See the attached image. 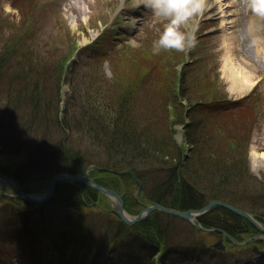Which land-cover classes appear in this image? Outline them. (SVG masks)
<instances>
[{"label": "rangeland", "instance_id": "374dc122", "mask_svg": "<svg viewBox=\"0 0 264 264\" xmlns=\"http://www.w3.org/2000/svg\"><path fill=\"white\" fill-rule=\"evenodd\" d=\"M207 2L212 5L209 11L204 10V4ZM251 2L252 0H202V9L190 17L184 25L185 30H194L196 44L192 47L193 62L182 73L180 68L187 61V50L164 49L159 53H154L152 50L153 41L159 39L165 24L170 22L169 19L155 17L153 11L145 5L138 9L130 7L131 0H58V3L52 0H0V47H3L2 50H7L13 43H17V39L7 38L9 35L19 39L25 38L24 31L28 29L29 20L33 15L37 16L36 22L30 29L31 34L37 37H31L30 42L22 41L27 45L30 58L20 70L26 71L30 80H33V70L39 73L40 65L45 67V72L41 76V89L45 98L48 95L50 99V96L59 93L58 97H55L54 106L51 103L50 113L54 116L50 118L53 126H55L53 122L60 121L61 114L66 113L63 109L64 106H68L67 101H70L71 129L66 132V137H69L66 143L81 150L86 155L88 165L97 167L106 164L104 163L106 158L108 163L121 165H126L123 160H128L126 162L142 175L143 180H139L147 198V193L150 191L153 197L157 183L166 178L170 168L181 158L182 168L191 173L207 192L216 191L215 193L221 194L218 192L219 189H226L234 193L235 199H238L241 195L250 192L261 194L264 188V159L261 157L264 154V15L254 12ZM222 24L227 27H222ZM83 38H87L88 42L93 40V43H88L89 45L84 43L88 46L83 48L86 46L81 44ZM79 48L78 52L76 49ZM75 50L76 59L73 62L75 67L77 65V72L72 66L67 67V61L65 70L68 71L58 92L55 84L58 82L60 63L65 58L72 57ZM93 58L94 61H91ZM28 69H31V72H27ZM183 75L184 92L180 91L182 85L179 82V78ZM233 75L238 82H242L245 76L251 78L253 87L250 91L238 93ZM127 82L132 83L134 87L135 93L132 97L124 95ZM19 85L20 83L9 85L8 79L2 83L0 97L5 101L0 106L7 102V94L15 92ZM254 88L257 90H253ZM181 94L194 98L192 101L200 97L207 100L228 97L234 100L248 94L262 96V104L255 110L257 119L253 116V112V114L247 113L242 118L246 122H250L253 118L255 122L251 138L246 139L245 143L239 142L238 139V135L246 131L242 123L238 122L241 119H228L226 122H218V125L214 117L203 115L200 118L204 123L202 126H209L211 136L210 141L201 145L204 148L202 152L207 151L208 154L218 157L219 153H216L218 148L223 151L222 157L225 154L224 159L232 161L237 156L238 159L240 158L238 151L235 153L233 148L241 146L240 149L247 155L245 180L236 184L235 178L234 180L227 177L223 172L224 167L216 170L215 163L205 158L203 153L193 154L186 139V126L197 116L194 117L195 113L191 114L187 110L191 106L187 102L189 98H182L183 104L179 103L178 97ZM17 103H21L23 116L27 117L31 106L26 98H22ZM88 103L93 104L91 108L104 111L110 121L116 119V114L120 110L118 106H121L122 113L129 111L131 115L130 130H145L149 132L147 137L143 142L140 140L132 144L124 142L126 149L124 146L122 149H113L111 146L107 152L98 143L102 141L97 125L81 116L80 111L84 108L79 110L80 106L87 107ZM56 105L58 109H55ZM42 119L45 121V117ZM97 122L104 124L107 121ZM237 125L239 129L235 132ZM211 127H215L214 131ZM45 128L43 126L39 130H33L29 141L21 144L43 142L53 145L58 138L64 137L60 132L57 136V131L52 132V129H49L48 132L52 133L50 138H44L47 130H44ZM90 131L93 133L91 134ZM193 131L197 138H203L199 126ZM203 139L206 140V137L204 136ZM136 146L139 148L135 149ZM110 150L120 155H108ZM0 158L5 161L6 164L3 166L6 170L14 169L20 162L24 163L22 162L24 158L20 157L0 154ZM192 164L194 165L190 168ZM197 168H200V172L194 173ZM48 178L39 180L34 186L37 190L34 193L48 189ZM120 185L133 211H137L134 202L139 185L134 179L125 183L120 181ZM0 191L10 193L12 189L0 185ZM60 197L67 199L69 195H60ZM3 204L5 205L6 202H0V210ZM61 205L35 207L30 210L40 217L36 225L55 237L67 223L64 230L67 237L60 236L58 241L55 237L50 240L48 236H43L41 243L37 244L39 252L36 256L32 254V240L29 237L5 238L0 247V250L4 249L7 258L4 264H41V260H44L42 264H72L63 256L65 251L61 239L68 241L72 233L84 234L90 226L93 230L91 229L89 238L97 245L98 251V257L93 260V264L106 263L103 262V257H108L110 253L108 254V248L102 244V241L108 237L107 228L110 225V218H113L111 213L106 215V211L115 204L109 199H103L98 206L81 207L79 210L67 208L64 206L65 203ZM86 214L90 216L89 221H86ZM94 218L98 219V224L86 225L93 223ZM152 221L161 223L172 231H175V228L181 231L175 243H186L188 246L190 239L194 242L200 241L212 249L213 255H218L215 261L201 264H264V256L251 252L252 244L238 248V245L233 247L225 241L226 250H214L213 246L219 236L214 232L208 234L200 231L196 227L198 224L158 214L152 215ZM258 224L264 227V222ZM255 245H259L262 250L264 248V244L260 241H256ZM182 248H173L168 258H164V263H176L175 259L181 258ZM40 252L43 254L39 256ZM90 257L85 255L82 261L80 258L75 260L87 264ZM155 258L159 259L160 254L158 253ZM119 259L120 256L116 260L112 256L110 263L117 264ZM152 262L153 260L150 262L148 260L146 264Z\"/></svg>", "mask_w": 264, "mask_h": 264}, {"label": "trees", "instance_id": "16d2710c", "mask_svg": "<svg viewBox=\"0 0 264 264\" xmlns=\"http://www.w3.org/2000/svg\"><path fill=\"white\" fill-rule=\"evenodd\" d=\"M24 35L25 38L21 39L13 35H6L7 38L9 37L11 39H17V43H13V45H11V47L7 50H2L3 47H0V86L6 79H8L9 85L20 83L15 92H11L9 95L7 94V102L3 106H0V154L24 158L22 161L24 163L22 164L20 162L14 169H12L10 173L19 180L23 189L29 192L36 190L34 186L38 184L39 180L42 181L54 173H79L85 171L90 165L87 164L85 157L86 155L81 150L72 144H69L68 146L66 143L69 138L66 137V132L68 129H71L69 115H71L72 111L69 100L67 101L68 106H65L63 109L66 112L64 113L65 118L64 114L62 113L60 121L56 120L53 122L55 126L52 125L51 118H53L54 115L52 116V113H50L52 111L51 103L54 106L55 97H58L59 93H57L55 96H50V99L48 95H46V98H48H45V94L41 89V76L45 72V67L42 64L40 65L38 70L40 74L33 70V80H30L26 71L22 72L20 70L30 58V52L27 49V45L22 41H29L31 37H35L29 35L28 33H24ZM69 59L65 58L60 63L58 82L55 84L58 92L62 86L61 82L63 84V78L66 74L65 67ZM27 72H31V69H28ZM87 76L88 74L85 75V77ZM72 78L75 79L76 77ZM183 84L184 78L181 81L182 87L180 91L182 92L185 91ZM28 87L30 88L29 90ZM124 89V95L132 97V95L135 93L132 83L127 82ZM196 95L203 96L202 94ZM188 96L189 95L187 94H181L179 97L181 99L189 98V101H187L191 105L189 112L191 114L195 113L194 117L197 116L196 119L192 121L190 120L186 126V139L190 144L194 155H198L199 153L202 154L204 148H202L201 145H205L207 141L211 140L208 130L209 126H202L204 123L200 118L203 115H206V117H214V120L217 121L216 123H221V121L226 122L228 119H241L238 122L242 123L241 125L244 126L246 131L242 132L241 135H238L239 142L245 143L246 139L249 140L251 138L253 124H255L254 119L252 118L250 122H246L242 118L244 115H247V113H254L253 116L256 117V107L262 104V96L260 94H258V96L250 95L238 101L232 102H226L224 101L225 98L221 97L211 98L210 100L200 97L195 99V101H192L194 98H190ZM22 98H26L27 102L31 106L28 110L29 115L27 117L23 116L24 113L21 111V103H17V101H21ZM218 100L223 101L217 103ZM4 101V98L0 97V104H3ZM92 105L93 104L90 103H88L87 107L81 105L79 110L84 108L80 111L82 114L81 116L97 125L98 130L101 132L99 133L102 141L98 143L100 147L104 148L107 152L111 146H113V149H122L124 142H129L130 144L138 140L143 142V140H145L144 138L147 137L149 132H146L145 130H130L132 125L131 115L129 114V111H126L127 114L122 113L123 110L121 111V106H118L120 110L116 114V119L110 121L108 120L109 116L104 111H100L98 108H91ZM122 105L124 106V104ZM224 107L225 113H223L221 116L213 115L215 109H223ZM55 109H58L57 105ZM76 109L78 110V108ZM39 111H42V113ZM44 117L45 121L42 119ZM198 119L200 120L199 122L197 121ZM97 121L107 122L104 124H99ZM43 126L46 127L44 130L47 129L45 131L44 138H50L52 133L48 132L49 129H52V132L57 131V136L60 132L64 137L61 139L58 138V141H56L53 145H48L43 142L38 144H21L22 142L29 141V137L31 133H33V130H39L43 128ZM197 126L200 128V135L202 134L203 138L205 136L206 140L203 138H197L195 134H193V130ZM214 128L215 127H211L213 131ZM238 129L239 125H237L235 128V132H237ZM92 133L93 132H91V134ZM96 138L99 137L96 136ZM159 139L161 138L159 137ZM240 147L241 146H236L233 148L235 153L238 151L240 158L238 159L237 156L232 161L224 159L225 154L222 157L221 153H223V151L218 148L216 152L219 153L218 157L212 156L213 154H208L207 151H205L203 155L205 158L215 163L214 168H216V170H218L220 167H224L223 172L226 173V176L232 179L235 178L236 180H234L236 184H239L247 177V170L245 167L247 155L245 151L240 149ZM124 148L126 149L127 147L124 146ZM136 148H139V146H136L135 149ZM110 154L120 155L119 153H115L113 150H110L108 155ZM107 161L108 160L106 158V162H104L106 164L97 165V169L92 170L90 173L91 177L95 178V180H97L100 184L106 185L121 193L124 191V189H122L120 181L124 183L133 181L134 177L131 174L119 175L113 174L107 170L120 172L131 171L136 174L139 179L143 180L139 171H137V169L135 170L132 166H130V164L126 162L128 160H123L126 165L108 163ZM180 161L170 168L166 178L163 181L157 183L156 188H154L155 190L153 192V197L151 191L147 193V199L151 201H157L167 207L181 211L200 209L211 201L219 200L230 203L250 213H254L260 219H264V188L261 194L250 192L241 195V197L238 199H235L234 193L229 192L226 189H219L218 192L221 194L215 193L216 191L207 192L205 190L206 188L199 185L196 178L193 177L191 173L182 168V162ZM223 161H225V163H222ZM193 165L194 164L189 167L191 168ZM3 168L4 166L0 165L1 171H8ZM199 170L200 168H197V171L194 173L200 172ZM199 175H201V173H199ZM126 194H128L127 191ZM60 195H69V197H67V199H63L60 197ZM98 197L100 196L96 191L88 189L82 184L60 182L57 185L55 195L52 197L50 203L58 202L61 204L65 203V206H80L83 204H92L93 202L99 200ZM124 199L126 200V197H124ZM239 199L241 200L238 201ZM9 201L11 203L8 205L3 204V208L0 210V247L5 238L13 236L16 238L34 236L40 230V226L36 225V221L34 218H32L33 213L30 211L19 210L17 208L19 203H16L14 200H9V198L0 195L1 203ZM127 205L131 208L129 203H127ZM129 207L126 206V209L131 212ZM199 222L205 228H220L238 241H242L244 238L257 233V230L246 219L222 207L212 208L208 213L199 219ZM117 224L119 225L116 232L109 231L110 233H108V237L111 240L117 241L113 251L120 248H131L132 250V247L136 246V244L129 243L128 237L129 235H132L142 239L143 241H146L150 246L152 245L153 247L157 248L155 251H153V253L156 251H161L164 256L170 253L171 245H169V238L171 237L172 230L168 227L165 228L163 224L153 222L152 218L134 225L133 227H128L121 222ZM177 233V238L179 239L181 232L179 231ZM227 241L231 243L229 239H227ZM175 242H173L174 247H183L181 249L183 255L191 264L204 262L205 260L211 261V259L216 260L218 258V255H213L211 253L212 249L206 247V245L200 241L194 242L192 239H190L188 246L185 245L186 243ZM260 243L264 244V241H260ZM110 244L112 243L110 242ZM2 253L3 252L0 250V256Z\"/></svg>", "mask_w": 264, "mask_h": 264}, {"label": "water", "instance_id": "95a60500", "mask_svg": "<svg viewBox=\"0 0 264 264\" xmlns=\"http://www.w3.org/2000/svg\"><path fill=\"white\" fill-rule=\"evenodd\" d=\"M62 179L67 180V181L79 182V183L85 184L86 186L92 187V188L102 192L103 194L115 199L118 203V210H117L118 212L117 213H118L119 217L128 225L135 224V223L145 219L154 210H160L163 213L174 215V216L180 217L182 219L191 221V218L197 217L199 214L206 212L210 208H212L214 206H221L225 209L232 211L233 213H235L239 216L244 217L256 229H258L261 233L264 234V228L260 224H258L256 219L254 218V215H252L246 211H243V210H241V209H239V208H237L231 204L222 202V201H212L211 203H209L205 207H203V209H201V210H197V211L189 210V211H185V212L174 210V209H169V208H166L160 204L153 203L152 205L144 208L136 217L131 218V217L127 216V213L124 209V201L118 193H116L114 190H111L109 188H105V187L100 186L99 184L94 182L91 178H89L86 175L66 174V173L55 174L48 181L49 189H48L47 193L43 196H34V195H30V194L25 193L22 190L18 181H16L14 178H11L9 176H6V175L0 173V180L8 181L15 186V190L17 192V194H16L17 197H19L20 199H23L27 202L37 203V204H42V203L48 201L52 197V195L55 191L56 184ZM219 243L221 244V241H219ZM254 251L260 255H264V251H260L257 247H254Z\"/></svg>", "mask_w": 264, "mask_h": 264}, {"label": "clouds", "instance_id": "9594fccd", "mask_svg": "<svg viewBox=\"0 0 264 264\" xmlns=\"http://www.w3.org/2000/svg\"><path fill=\"white\" fill-rule=\"evenodd\" d=\"M141 4L150 8L155 17L170 21L159 39L153 41L154 53L164 49L184 51L196 44L194 30H185L184 25L202 9V0H131L129 6L139 7ZM251 8L264 15V0H252Z\"/></svg>", "mask_w": 264, "mask_h": 264}, {"label": "bare ground", "instance_id": "6f19581e", "mask_svg": "<svg viewBox=\"0 0 264 264\" xmlns=\"http://www.w3.org/2000/svg\"><path fill=\"white\" fill-rule=\"evenodd\" d=\"M54 1V0H52ZM142 5V4H141ZM220 6H222V3L220 4ZM135 8H138V7H135ZM212 8V5L210 3H205L204 4V10L205 11H209L210 9ZM224 12V10H222ZM222 27H227L226 25L222 24ZM84 43H88V39L87 38H83L82 39V42L81 44H84ZM234 79V82L237 84L236 87H237V91H239L238 93H243V92H247L249 91L252 87H253V83L251 80V78H249L248 76H245L242 78V82H238V79L235 78V75L232 76ZM239 77V76H238ZM240 79V77H239ZM263 159H264V154L261 156ZM4 184V183H3ZM196 221V218H191V223L194 224Z\"/></svg>", "mask_w": 264, "mask_h": 264}]
</instances>
